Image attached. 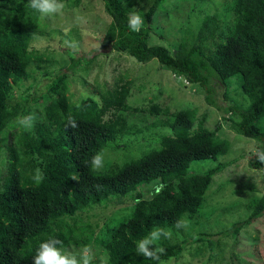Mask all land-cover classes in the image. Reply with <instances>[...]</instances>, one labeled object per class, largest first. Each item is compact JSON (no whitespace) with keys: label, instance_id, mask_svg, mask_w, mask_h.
Here are the masks:
<instances>
[{"label":"trees","instance_id":"obj_1","mask_svg":"<svg viewBox=\"0 0 264 264\" xmlns=\"http://www.w3.org/2000/svg\"><path fill=\"white\" fill-rule=\"evenodd\" d=\"M102 1L112 18L103 49L126 53L140 63L156 60L189 85L205 89L208 104L228 107L230 129L264 151V0H234L237 22L228 39L222 21L208 15L173 53L151 44L153 20L167 0H147L139 10L144 20L140 32L128 27L135 0ZM40 17L28 0H0V142L8 140L7 173L0 189V264H33L40 243L51 238L61 240L66 250L98 244L108 256L105 264H158L137 253V241L157 227L178 230V220L199 213L214 177L230 164L222 158L231 144L219 136L220 123L212 130L204 123L196 126V109L172 110L152 100L131 105V81L98 87V100L73 103L69 73L93 61L73 52H68L70 66L51 77L44 91L38 88L33 98L17 94L34 63H52L48 53L30 48L36 36L47 35L39 29ZM40 98L49 101L42 111L37 108ZM28 114L37 116L32 128L9 130L18 116ZM127 115L155 117L154 130L170 128L172 133L138 156L134 152L127 160L94 170L91 159L96 153L118 150L125 138L143 132L123 127ZM201 163L211 165L201 170ZM250 166L264 173L256 153ZM37 168L43 173L38 185L33 180ZM121 207L129 211L119 217L106 214ZM263 216L264 191L249 217L223 235L237 238ZM214 236L204 232L177 243L163 237L162 260H178L192 243L207 245L212 257L222 247Z\"/></svg>","mask_w":264,"mask_h":264},{"label":"rangeland","instance_id":"obj_2","mask_svg":"<svg viewBox=\"0 0 264 264\" xmlns=\"http://www.w3.org/2000/svg\"><path fill=\"white\" fill-rule=\"evenodd\" d=\"M146 2L147 0H135L134 10L139 13ZM63 4L64 8L60 14L40 17L39 29L47 35L36 36L30 45L32 50L48 53L52 63H34L29 69L30 79L16 87V93H23L33 98L35 91L38 88L43 90V85L47 84L51 77L63 70L66 71L72 61L68 52H73L76 57L93 60L89 65L83 62L79 68L69 73L70 98L73 103L79 104L89 97L98 100L96 92L98 87L113 88L116 84L131 81L129 98L131 105L139 106L152 100L162 106L167 104L172 110L193 108L197 110L196 126L204 123L212 130L220 123L219 136L228 139L231 144V151L222 158V162H230V164L214 177L206 196V203L199 213L193 219L184 220L186 227L170 230V241L182 242L205 232L214 234L216 239L220 238L222 247L211 257L207 245L192 243L184 247L178 260L169 259L164 262L165 264L221 262L222 264H264V216L242 230L237 238L223 235L235 223L246 220L263 195L264 173L250 166V160L257 151V142L238 135L230 129V122L227 119L231 114L227 117L228 107L224 105L222 106L224 109H218L208 104L205 89L197 85H189L184 78L162 68L156 60L140 63L126 53L109 48L103 49L101 42L112 18L106 12L102 0H65ZM233 4L234 0H167L153 20L151 44L166 46L173 53L179 42L185 39L187 32H198L208 15L216 16L222 21L226 34L224 40H226L237 22ZM220 91L217 89L216 93L222 98ZM38 101L37 108L40 111L49 103L44 98ZM40 116L39 113L38 117ZM155 119L157 118L146 119L141 115H127V118L123 119V127L130 125L135 133L136 126V132H143L125 138L124 145L118 150L108 149L103 155L101 168L109 163L127 160L134 152L135 156H138L142 149L147 150L150 145L158 144L160 136L172 133L170 128L154 130L152 123ZM20 127L15 124L9 130ZM157 132L160 134H156ZM7 143V138L0 142V189L7 173ZM210 165V163H201L199 167L201 170H206ZM147 195L151 196L150 193ZM128 211L129 209L121 207L107 211L106 214L110 217H119ZM97 218L101 219L100 215ZM162 240L163 237L157 242L159 247ZM89 246L96 253L95 264H105L108 256L102 248L95 243ZM70 251L79 253V250Z\"/></svg>","mask_w":264,"mask_h":264},{"label":"clouds","instance_id":"obj_3","mask_svg":"<svg viewBox=\"0 0 264 264\" xmlns=\"http://www.w3.org/2000/svg\"><path fill=\"white\" fill-rule=\"evenodd\" d=\"M29 6L38 12L43 17H52L62 12L64 4L62 0H28ZM144 20L136 11H132L128 17V27L133 32H140ZM186 81V80H185ZM187 82V81H186ZM34 114H28L17 117V124L26 128H31L35 120ZM229 118V117H228ZM73 128L77 127L74 120L69 121ZM256 159L264 164V151L257 150ZM91 166L94 170H98L103 166L102 153H96L91 159ZM33 180L37 185L43 180V173L41 169L35 170ZM163 186L161 185V188ZM157 188V192L161 190ZM177 228L186 227L185 222L181 219L176 222ZM170 231L164 228H154L149 234L139 241H137V253L143 257L158 262V264H165L162 260V255L165 249L159 247L157 242L164 238H170ZM97 260L96 253L89 245L83 246L79 253H73L63 247V242L56 238L48 239L41 242L33 257V264H95Z\"/></svg>","mask_w":264,"mask_h":264}]
</instances>
